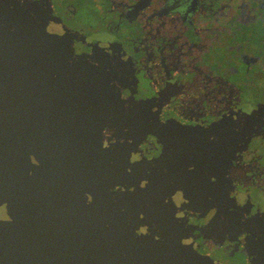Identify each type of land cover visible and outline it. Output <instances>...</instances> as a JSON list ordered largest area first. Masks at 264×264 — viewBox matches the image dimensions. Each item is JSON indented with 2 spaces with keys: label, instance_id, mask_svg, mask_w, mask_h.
Returning a JSON list of instances; mask_svg holds the SVG:
<instances>
[{
  "label": "flooded vegetation",
  "instance_id": "flooded-vegetation-1",
  "mask_svg": "<svg viewBox=\"0 0 264 264\" xmlns=\"http://www.w3.org/2000/svg\"><path fill=\"white\" fill-rule=\"evenodd\" d=\"M50 1L123 183L155 184L205 258L264 264V0Z\"/></svg>",
  "mask_w": 264,
  "mask_h": 264
},
{
  "label": "water",
  "instance_id": "water-1",
  "mask_svg": "<svg viewBox=\"0 0 264 264\" xmlns=\"http://www.w3.org/2000/svg\"><path fill=\"white\" fill-rule=\"evenodd\" d=\"M93 72L50 0H0V264H216L155 184L123 183L101 117L77 114Z\"/></svg>",
  "mask_w": 264,
  "mask_h": 264
}]
</instances>
